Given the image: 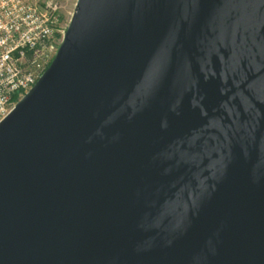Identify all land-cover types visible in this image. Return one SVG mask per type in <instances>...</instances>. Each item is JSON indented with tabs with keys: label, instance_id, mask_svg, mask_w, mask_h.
I'll return each instance as SVG.
<instances>
[{
	"label": "water",
	"instance_id": "obj_1",
	"mask_svg": "<svg viewBox=\"0 0 264 264\" xmlns=\"http://www.w3.org/2000/svg\"><path fill=\"white\" fill-rule=\"evenodd\" d=\"M0 264H264V0H78L0 123Z\"/></svg>",
	"mask_w": 264,
	"mask_h": 264
},
{
	"label": "built area",
	"instance_id": "obj_2",
	"mask_svg": "<svg viewBox=\"0 0 264 264\" xmlns=\"http://www.w3.org/2000/svg\"><path fill=\"white\" fill-rule=\"evenodd\" d=\"M61 26L59 0H0V123L51 65Z\"/></svg>",
	"mask_w": 264,
	"mask_h": 264
},
{
	"label": "rangeland",
	"instance_id": "obj_3",
	"mask_svg": "<svg viewBox=\"0 0 264 264\" xmlns=\"http://www.w3.org/2000/svg\"><path fill=\"white\" fill-rule=\"evenodd\" d=\"M41 2L44 0H40ZM61 5L62 28L68 27L72 15L75 11L78 0H59Z\"/></svg>",
	"mask_w": 264,
	"mask_h": 264
}]
</instances>
